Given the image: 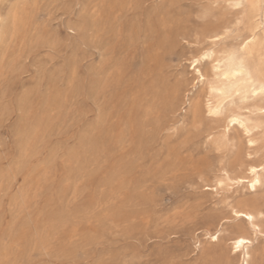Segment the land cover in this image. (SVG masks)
<instances>
[{
    "label": "rangeland",
    "instance_id": "1",
    "mask_svg": "<svg viewBox=\"0 0 264 264\" xmlns=\"http://www.w3.org/2000/svg\"><path fill=\"white\" fill-rule=\"evenodd\" d=\"M142 2L122 18L121 75L95 0H42L30 31L1 45L0 264H235V236L264 264V184L246 187L249 162L264 164V128L254 151L238 131L223 143V124L185 103L202 89L188 61L208 48L201 34L235 10ZM225 172L244 186L216 188ZM232 208L262 212V235ZM225 219L211 246L223 258L202 261L197 241Z\"/></svg>",
    "mask_w": 264,
    "mask_h": 264
},
{
    "label": "bare ground",
    "instance_id": "2",
    "mask_svg": "<svg viewBox=\"0 0 264 264\" xmlns=\"http://www.w3.org/2000/svg\"><path fill=\"white\" fill-rule=\"evenodd\" d=\"M40 1L33 0L31 4L30 0H0V48L4 43L7 51L21 31H30L38 15ZM209 1L212 4H227L235 10L237 17L232 21L215 24L201 34L208 48L188 61L196 79L195 84L199 83L202 89L195 94H185V103L194 119L203 114L223 124V143L230 142L231 131H238L245 136L248 147L254 151L258 147L254 132L264 128V0ZM142 3V0H95L96 15L100 22L98 35L100 38L103 21L106 20L110 42L107 65L117 75L122 72L116 60L124 43L122 18ZM166 36L168 43L174 39L170 33ZM248 179V191L255 192L260 188L264 184V164L255 165L250 161ZM232 181L240 186L245 183L242 178L232 180L225 172L223 178L216 181V188H223L228 185L227 182ZM231 213L253 238L262 235L256 223L263 216L262 212L232 208ZM225 221L221 220L213 232L204 230V238L197 241L198 247L202 245V261H220L223 258L221 250L211 246L217 247L223 240ZM225 242L236 260L235 264H253L251 237L235 236L227 238Z\"/></svg>",
    "mask_w": 264,
    "mask_h": 264
},
{
    "label": "snow or ice",
    "instance_id": "3",
    "mask_svg": "<svg viewBox=\"0 0 264 264\" xmlns=\"http://www.w3.org/2000/svg\"><path fill=\"white\" fill-rule=\"evenodd\" d=\"M237 6H239V5H237Z\"/></svg>",
    "mask_w": 264,
    "mask_h": 264
}]
</instances>
